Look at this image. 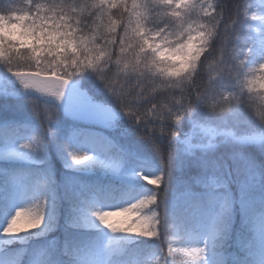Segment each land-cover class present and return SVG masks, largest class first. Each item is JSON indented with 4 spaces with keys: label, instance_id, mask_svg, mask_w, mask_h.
<instances>
[{
    "label": "snow or ice",
    "instance_id": "obj_1",
    "mask_svg": "<svg viewBox=\"0 0 264 264\" xmlns=\"http://www.w3.org/2000/svg\"><path fill=\"white\" fill-rule=\"evenodd\" d=\"M0 100V264H264V0H3Z\"/></svg>",
    "mask_w": 264,
    "mask_h": 264
},
{
    "label": "trees",
    "instance_id": "obj_2",
    "mask_svg": "<svg viewBox=\"0 0 264 264\" xmlns=\"http://www.w3.org/2000/svg\"><path fill=\"white\" fill-rule=\"evenodd\" d=\"M0 3H3V0H0ZM204 79H205V80L207 79V75L204 76ZM0 103H3V101L0 100ZM9 103H11V101H10ZM134 139H135V140H139L140 137H135ZM102 179H103V176L100 175L99 173H97L95 176H93V177L91 178V181H89V180L86 178V181H85V182H86V183H88V182H99V181L102 180ZM63 232H64V222H63V218H61V221H60V229H59L57 232H55L53 235H55L57 238H62V236H63Z\"/></svg>",
    "mask_w": 264,
    "mask_h": 264
}]
</instances>
